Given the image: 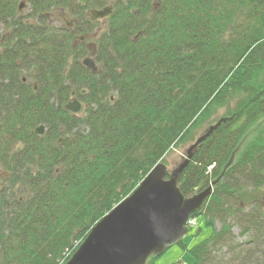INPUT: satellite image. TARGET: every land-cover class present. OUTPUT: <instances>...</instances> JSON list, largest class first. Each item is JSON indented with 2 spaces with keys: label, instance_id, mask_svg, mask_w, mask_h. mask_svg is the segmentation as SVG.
Segmentation results:
<instances>
[{
  "label": "trees",
  "instance_id": "1",
  "mask_svg": "<svg viewBox=\"0 0 264 264\" xmlns=\"http://www.w3.org/2000/svg\"><path fill=\"white\" fill-rule=\"evenodd\" d=\"M18 4L0 0V264H65L102 216L234 98L232 119L180 173L184 197L211 186L191 217L213 230L188 264H264V127L234 155L264 116V0H27L25 13ZM105 6L92 72L78 37L93 32L90 10ZM53 11L71 27L53 25ZM72 93L82 117L64 109ZM39 125L45 132L32 133Z\"/></svg>",
  "mask_w": 264,
  "mask_h": 264
},
{
  "label": "water",
  "instance_id": "2",
  "mask_svg": "<svg viewBox=\"0 0 264 264\" xmlns=\"http://www.w3.org/2000/svg\"><path fill=\"white\" fill-rule=\"evenodd\" d=\"M23 7L21 3L18 7ZM110 6L92 9L89 19L95 21L109 16ZM83 41L84 37L80 36ZM82 60V65L97 71L92 57ZM72 114L82 106L74 100L64 106ZM233 116L220 118L201 134L186 150L182 162L167 173L158 162L141 180L138 186L90 229L86 238L65 264H147L151 256L165 252L181 242L187 235L186 222L197 211L211 192V186L192 196L184 197L178 187L180 173L188 164L197 147L221 124ZM44 126L39 125L32 133L42 135Z\"/></svg>",
  "mask_w": 264,
  "mask_h": 264
},
{
  "label": "rangeland",
  "instance_id": "3",
  "mask_svg": "<svg viewBox=\"0 0 264 264\" xmlns=\"http://www.w3.org/2000/svg\"><path fill=\"white\" fill-rule=\"evenodd\" d=\"M21 0H19L20 2ZM25 3L27 0H23ZM28 5L25 6V8L22 9V13L28 12ZM51 22L53 25L61 26L65 22L62 19V15L59 12L53 11L50 14ZM63 18H66V22L68 23L71 19L69 16H63ZM105 26V19H100L96 21V25L94 26L93 32L89 35L88 38L85 39L84 45L87 49L86 53L81 58V61L83 58L89 56V53L95 50V44H96V37L102 32ZM91 44L92 48H87V45ZM95 55V54H94ZM238 100V99H237ZM82 104V109L79 113L76 115L78 117L83 116V109L85 108V103L80 101ZM236 107V99L234 98L232 101L225 104V106L222 107H216L213 113L205 120L203 121L197 128L193 130L192 137L188 139L187 141L182 142L175 148L171 149L164 157L163 164L166 167L167 173H170L173 169H175L185 158L186 156V150L188 147L198 138L201 134H203L210 125L215 124L220 118L228 117L230 114L234 111ZM264 127V116L261 117L254 125L250 127V129L247 131V133L244 135V137L241 139L240 143L238 144V147L234 153V155H237L239 151L247 144L249 143L258 133L260 130H262ZM4 175V170L0 166V182L1 177ZM5 177V176H4ZM259 197L261 200V204L264 207V190L259 192ZM215 229H219L220 225L219 223L214 224ZM213 230V227L210 225H206L205 219L199 215L197 216L196 225L189 229L187 235L182 240L181 244H175L168 248L165 252H163L160 255H157L155 259L153 260V264H188L191 261V255L189 253V249L193 247L194 245L198 244L205 238L209 237ZM233 233L236 236V241H242L244 237L239 235V230L237 227L232 228Z\"/></svg>",
  "mask_w": 264,
  "mask_h": 264
},
{
  "label": "flooded vegetation",
  "instance_id": "4",
  "mask_svg": "<svg viewBox=\"0 0 264 264\" xmlns=\"http://www.w3.org/2000/svg\"><path fill=\"white\" fill-rule=\"evenodd\" d=\"M19 3H20V4L23 3V7L19 10V11L21 12L22 9L25 8V6H27L28 4H27V2L25 3V1H23V0L20 1ZM18 7H19V5H18ZM62 19H63V21L65 22L64 24H65L67 27H71V24H72V23H70V22L67 23V22H66L67 19H66V18H63V16H62ZM65 19H66V20H65ZM85 39H86V38H85ZM85 39H84L83 41H81V42H84ZM87 48H90V49H91V48H92V45H91V44H88V45H87ZM75 99L78 100V101H80L76 96H74V93H72V96H71V98L68 100V102L71 101V100L74 101ZM43 126H44V125H43ZM45 130H46V128H45V126H44V131H43V132H45ZM4 176H5V177H4ZM3 177H4V178L7 177V175L5 174V172H4Z\"/></svg>",
  "mask_w": 264,
  "mask_h": 264
},
{
  "label": "built area",
  "instance_id": "5",
  "mask_svg": "<svg viewBox=\"0 0 264 264\" xmlns=\"http://www.w3.org/2000/svg\"><path fill=\"white\" fill-rule=\"evenodd\" d=\"M188 224H189V225H193V224H194V220H193V219L189 220V221H188Z\"/></svg>",
  "mask_w": 264,
  "mask_h": 264
}]
</instances>
